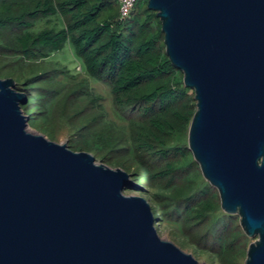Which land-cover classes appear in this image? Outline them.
<instances>
[{"label": "water", "instance_id": "1", "mask_svg": "<svg viewBox=\"0 0 264 264\" xmlns=\"http://www.w3.org/2000/svg\"><path fill=\"white\" fill-rule=\"evenodd\" d=\"M194 91L188 146L239 216L244 264H264V0H148ZM26 92L0 77V264H209L159 233L122 167L32 132Z\"/></svg>", "mask_w": 264, "mask_h": 264}, {"label": "trees", "instance_id": "2", "mask_svg": "<svg viewBox=\"0 0 264 264\" xmlns=\"http://www.w3.org/2000/svg\"><path fill=\"white\" fill-rule=\"evenodd\" d=\"M53 17L61 20L60 27L33 31L38 21L49 24ZM10 28L19 30L12 43L4 39L3 30ZM67 44L86 76L110 87L113 105L127 124L105 121L100 110L88 119L102 109L101 97L83 86L65 91L64 85L48 86L49 78L64 70L53 67L23 79L6 72L45 60ZM0 59V77L12 75L17 89L29 96L23 110L31 127L43 115L50 139L58 140L66 126L73 131L71 149L127 170L139 185L136 190L150 201L158 230L164 222L173 226V241L181 248L191 249L195 257L219 258L220 264H243L250 238L235 214L221 208L216 188L204 179L188 146L194 91L169 60L160 19L148 0H136L127 18H121L117 0H0ZM74 97H81L80 106L74 107Z\"/></svg>", "mask_w": 264, "mask_h": 264}, {"label": "rangeland", "instance_id": "3", "mask_svg": "<svg viewBox=\"0 0 264 264\" xmlns=\"http://www.w3.org/2000/svg\"><path fill=\"white\" fill-rule=\"evenodd\" d=\"M61 23L62 22L58 17H53L49 24H48L47 20L43 19V20L38 21L34 25L33 31H38V30L44 28L45 26L53 25V24L60 27ZM3 31H5L4 32V34H5L4 39L6 40L5 42H9V43H12L13 37H15L17 35V33H19V30L13 29V28H10L9 31L8 30H3ZM11 56H12L11 54H8L7 57H1V58L6 60V58L11 57ZM4 60L2 61L0 59V66L4 65ZM8 60H10V58ZM53 67H56L57 68L56 70H64V72L58 71L59 74L49 78L52 81H51V83H48V86L61 89V87L64 85V87H65L64 91L69 90L73 87L79 88V87L83 86L84 89L85 90L87 89L91 94H97L98 96L101 97V99H98V103L102 104L101 105L102 109H96V111L93 110V113L87 117L88 119L90 117H92V115L94 116L96 114L97 110H100L101 113L104 114V116H105L104 117L105 121H107L109 123L110 122L115 123V125L126 123L118 115L117 110L115 109V107L113 105L110 87L103 82L97 81L93 78H88L86 76V73L82 67L81 60L75 56L74 50H73L72 46L69 44H67L64 49L52 54L49 58H47L45 60H34L32 62H25L23 65L20 66L19 70H15L14 68L13 69L9 68L6 72H8V74H11L14 71L23 79L32 73H38L40 71H43L45 69H50ZM7 77L14 78L12 75H8ZM7 77H1V78H7ZM14 80L16 81L15 78H14ZM64 91H63V93H65ZM69 92L70 91H67L66 93H69ZM63 93H61V94H63ZM85 96H87V95H85ZM59 98H60V95L55 98V100L51 103V105L54 106V104L57 102V100ZM80 103H81V97H77V98L74 97V107L80 106L81 105ZM84 104H85V102H84ZM61 105H62V103L59 106H61ZM43 117L44 116L41 115V116H38L37 119H35L34 121H31V123L34 127L30 126L29 130L32 132H36V133L37 132H39V133L43 132V134L44 133L52 134V133H50L49 130L42 127L43 126V124H42V118ZM37 128L42 130V131L38 130ZM59 132H60L59 133L60 135H58V140H54V141L68 142L69 137L73 136V134H72L73 131L70 129H67L66 126H63V128ZM187 140H188V136H187ZM98 162H103V161L98 160ZM103 163H105V162H103ZM105 164H107L113 168L120 167V166H112L108 163H105ZM143 188L146 189L145 187H143ZM147 188H148V186H147ZM215 190H216V192H218L217 189H215ZM126 193L132 194V195H140V196L145 197L141 190H136V189L133 191L127 190ZM218 194H219V192H218ZM145 198L147 199V197H145ZM220 206H221V202H220ZM235 219L240 222L239 216L236 214H235ZM172 229H173V226L169 225L167 222H164L163 225H161V230H159V233L161 234V236L163 238L173 241L174 237L172 234ZM249 238H250V244H251L255 240V237H249ZM249 245H248V247H249ZM248 247H247V249H248ZM184 250L192 253L191 249L184 248ZM246 255H247V251H246ZM196 258H198L201 262H207L209 264H220L219 258H215V261L214 260L211 261V259H209V256L206 253H201V254L197 255ZM245 258H246V256H245ZM244 261H245V259H244ZM244 261H243V264H244Z\"/></svg>", "mask_w": 264, "mask_h": 264}, {"label": "built area", "instance_id": "4", "mask_svg": "<svg viewBox=\"0 0 264 264\" xmlns=\"http://www.w3.org/2000/svg\"><path fill=\"white\" fill-rule=\"evenodd\" d=\"M119 4V12L121 18H127L130 16L131 11L135 6L136 0H117Z\"/></svg>", "mask_w": 264, "mask_h": 264}]
</instances>
